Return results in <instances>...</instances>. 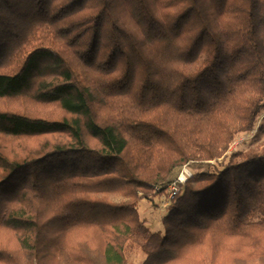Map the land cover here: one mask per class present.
I'll list each match as a JSON object with an SVG mask.
<instances>
[{
    "label": "trees",
    "instance_id": "16d2710c",
    "mask_svg": "<svg viewBox=\"0 0 264 264\" xmlns=\"http://www.w3.org/2000/svg\"><path fill=\"white\" fill-rule=\"evenodd\" d=\"M263 112L264 0H0V264H264V147L135 206Z\"/></svg>",
    "mask_w": 264,
    "mask_h": 264
},
{
    "label": "rangeland",
    "instance_id": "374dc122",
    "mask_svg": "<svg viewBox=\"0 0 264 264\" xmlns=\"http://www.w3.org/2000/svg\"><path fill=\"white\" fill-rule=\"evenodd\" d=\"M264 147V112L259 116L256 121L255 127L250 131L238 133L235 138L230 142L229 146L221 155L216 156L212 160H189L188 162L196 165V163H210L213 165H218V168H222V163H226L230 156L241 150L249 149H262ZM187 162V163H188ZM192 167L193 173L199 171L202 167L196 165ZM200 167V168H198ZM182 168V167H181ZM180 168V170H181ZM208 168V167H206ZM179 170V171H180ZM178 171V172H179ZM156 188V192H157ZM177 196V195H176ZM171 199V203L168 204L169 194L157 193L150 197L140 199L136 202L141 218L147 223L151 229V238L158 243H161L164 232L163 218L168 213L170 205L174 202L175 197ZM126 256L128 264H144L147 255L141 250L139 245L133 241H128L126 246Z\"/></svg>",
    "mask_w": 264,
    "mask_h": 264
},
{
    "label": "built area",
    "instance_id": "2783aa9c",
    "mask_svg": "<svg viewBox=\"0 0 264 264\" xmlns=\"http://www.w3.org/2000/svg\"><path fill=\"white\" fill-rule=\"evenodd\" d=\"M191 165V162L184 164L176 178L167 185V193L169 194L168 204L171 203L170 201L174 196L180 194L183 191L186 182L193 175ZM156 188L157 190L160 189V187Z\"/></svg>",
    "mask_w": 264,
    "mask_h": 264
}]
</instances>
